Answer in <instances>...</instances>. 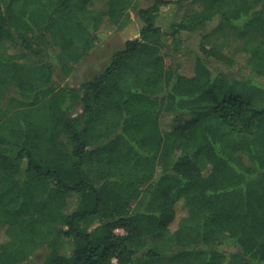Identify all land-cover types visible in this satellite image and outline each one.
<instances>
[{
	"label": "trees",
	"instance_id": "1",
	"mask_svg": "<svg viewBox=\"0 0 264 264\" xmlns=\"http://www.w3.org/2000/svg\"><path fill=\"white\" fill-rule=\"evenodd\" d=\"M137 4L0 0V264H264V0H154L66 80Z\"/></svg>",
	"mask_w": 264,
	"mask_h": 264
},
{
	"label": "rangeland",
	"instance_id": "2",
	"mask_svg": "<svg viewBox=\"0 0 264 264\" xmlns=\"http://www.w3.org/2000/svg\"><path fill=\"white\" fill-rule=\"evenodd\" d=\"M154 0H138L136 10L130 11V20L122 28L102 29L99 33L96 47L92 52L84 59L83 62L77 64L74 72L66 78L75 86H79L83 81H86L93 77L95 74L103 71L109 64L112 55L119 49L123 48L126 40L134 39L139 36L140 29L142 27V21L138 15L140 8L150 6ZM181 10L175 5H169L163 8L162 15L159 19V24L167 28L169 23L177 18V15L181 14ZM212 32V37L209 39L210 43L218 44L223 43L226 50H235L236 47L241 44L242 38L237 34L234 29L229 26L221 25L217 20L208 28ZM195 38L191 37L185 44L193 43ZM16 96L13 90H10L4 94L3 103L9 100L11 97ZM181 121V120H180ZM179 121V122H180ZM186 213V210L180 209L178 218L180 215ZM176 223L172 224L174 228ZM33 260L25 264H41L39 260H42V254H35Z\"/></svg>",
	"mask_w": 264,
	"mask_h": 264
}]
</instances>
